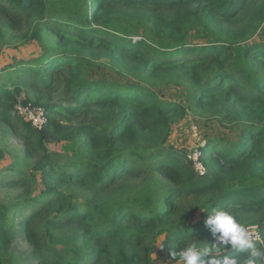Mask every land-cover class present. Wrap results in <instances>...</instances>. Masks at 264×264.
Here are the masks:
<instances>
[{"label": "trees", "instance_id": "obj_1", "mask_svg": "<svg viewBox=\"0 0 264 264\" xmlns=\"http://www.w3.org/2000/svg\"><path fill=\"white\" fill-rule=\"evenodd\" d=\"M260 28L264 0H0V41L12 33L42 49L0 70V136L23 148L0 171V192L14 195L0 200V264H156L163 236L176 262L192 242H217L206 224L216 208L258 225L264 241ZM199 33L205 45L190 44ZM173 81L186 86L187 108L239 131L207 135L203 177L169 146L185 107L151 87ZM23 90L46 108L44 129L19 116ZM225 255L240 264L245 253Z\"/></svg>", "mask_w": 264, "mask_h": 264}, {"label": "rangeland", "instance_id": "obj_2", "mask_svg": "<svg viewBox=\"0 0 264 264\" xmlns=\"http://www.w3.org/2000/svg\"><path fill=\"white\" fill-rule=\"evenodd\" d=\"M259 34L256 37V40L263 41L262 33L264 32L263 28H260L257 31ZM264 34V33H263ZM192 35H195V32H192ZM198 38L191 37L190 44L194 45H205V41L203 35L199 33ZM14 35L12 33H8L1 41H0V70L6 68L8 65H14L16 61H20L22 59L29 60V59H36L38 58L41 53L42 49L38 44L34 42L21 44L19 41H15ZM248 46V42H243L239 44L238 47H235L236 53H238L241 49V53H244ZM99 67L95 68L93 71L94 73L99 72ZM108 70L105 71L108 74ZM110 73V72H109ZM7 74V73H6ZM5 74V75H6ZM111 74V73H110ZM109 75L111 77L112 75ZM2 72H0V83L3 81ZM107 75V76H108ZM97 78H102L101 75L96 74ZM146 86V85H145ZM151 87V86H150ZM153 90L161 91L165 95V100L172 101L176 103H181L185 107L184 114L182 117H179L177 121L172 126V132L169 139V146H172L178 150L184 151L189 159L194 163L196 168L195 162V155L201 153L203 154V149L207 146V135L210 138L220 137L222 134L230 135L231 137L239 136V131L237 129V133H233L235 131V127L233 126H225L221 125L219 119L223 118V114H218L216 116L212 114L201 113L200 111H193L190 108H187V95L188 91L186 86H183L175 81L163 83V84H156L152 86ZM30 100L27 106L30 109H38V108H45L43 105H35L34 104V95L28 93L27 91L23 90L22 97L19 99ZM23 105V104H19ZM18 108V107H17ZM46 109V108H45ZM19 116L23 118L20 113ZM24 121H27L26 118H23ZM239 119L234 120V126H237ZM240 123V122H239ZM211 130V131H210ZM66 143H53L48 145V148L51 151H56L58 153H66ZM0 147H2L5 152L1 156L0 152V171L9 168L14 164L16 161L17 156H23L22 153V144L20 140L14 137H3L0 136ZM198 152V153H196ZM200 155V156H201ZM200 160V159H199ZM29 165V167H27ZM33 166V161L29 164H25V169H30ZM207 169V168H206ZM211 168H208L207 171L210 174ZM8 192V191H6ZM14 195L12 193H4L0 192V200L3 199H11ZM201 212H199L193 222L198 223L201 221ZM258 227L257 225H253ZM259 229V227H258ZM165 237L159 238L155 245V252L152 254V259L156 264H176L173 262L169 257L166 255V251L163 248V242ZM19 253L24 256L26 255L30 249L25 242L20 241L19 243ZM58 248L61 249L62 246L58 245Z\"/></svg>", "mask_w": 264, "mask_h": 264}, {"label": "clouds", "instance_id": "obj_3", "mask_svg": "<svg viewBox=\"0 0 264 264\" xmlns=\"http://www.w3.org/2000/svg\"><path fill=\"white\" fill-rule=\"evenodd\" d=\"M206 224L210 226L217 242L205 247H200L198 242L186 245L179 253H172L176 264H199L203 257L209 258L208 264H238L235 256L225 255L222 260L219 258L229 246L233 251L245 253L240 264H264V241L258 242L260 237L254 230L255 226L247 225L222 208L213 209ZM259 230L261 232L260 227ZM261 235L263 238L262 232ZM257 244L261 246L258 247Z\"/></svg>", "mask_w": 264, "mask_h": 264}, {"label": "built area", "instance_id": "obj_4", "mask_svg": "<svg viewBox=\"0 0 264 264\" xmlns=\"http://www.w3.org/2000/svg\"><path fill=\"white\" fill-rule=\"evenodd\" d=\"M17 109H18L20 115L23 118H26L27 122L31 123L35 129L42 130L48 126L49 116H48V112L45 108L30 109L27 106L20 105V106H18ZM196 153H198V152H196ZM200 155H201V153L196 154L194 160L196 162L197 173L201 177H203V176H206L208 172H207L206 167L199 160ZM254 230L260 237V240L258 242L263 243V238H262L261 232L258 229V227H255Z\"/></svg>", "mask_w": 264, "mask_h": 264}]
</instances>
